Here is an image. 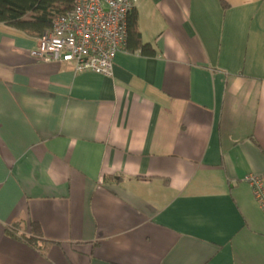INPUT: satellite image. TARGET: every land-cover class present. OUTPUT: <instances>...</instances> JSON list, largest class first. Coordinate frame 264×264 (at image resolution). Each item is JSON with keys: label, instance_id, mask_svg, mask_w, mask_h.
I'll list each match as a JSON object with an SVG mask.
<instances>
[{"label": "crops", "instance_id": "1", "mask_svg": "<svg viewBox=\"0 0 264 264\" xmlns=\"http://www.w3.org/2000/svg\"><path fill=\"white\" fill-rule=\"evenodd\" d=\"M131 2L112 77L0 24V264H264V0Z\"/></svg>", "mask_w": 264, "mask_h": 264}, {"label": "built area", "instance_id": "2", "mask_svg": "<svg viewBox=\"0 0 264 264\" xmlns=\"http://www.w3.org/2000/svg\"><path fill=\"white\" fill-rule=\"evenodd\" d=\"M131 0H72L52 31L36 40L30 56L38 62L69 67L74 74L92 72L112 77L114 60L125 50ZM264 217V182L254 174L243 178Z\"/></svg>", "mask_w": 264, "mask_h": 264}, {"label": "trees", "instance_id": "3", "mask_svg": "<svg viewBox=\"0 0 264 264\" xmlns=\"http://www.w3.org/2000/svg\"><path fill=\"white\" fill-rule=\"evenodd\" d=\"M71 8L72 0H0V24L38 39L51 32L55 19ZM127 31L128 39L132 38L143 54L154 55L149 45L141 43L137 31V14L134 11L127 18ZM19 226L20 223L12 225L7 231L8 235L38 250L48 243L33 227L30 236H18Z\"/></svg>", "mask_w": 264, "mask_h": 264}]
</instances>
